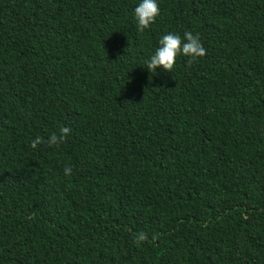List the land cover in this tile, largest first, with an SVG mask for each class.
<instances>
[{
	"label": "trees",
	"instance_id": "trees-1",
	"mask_svg": "<svg viewBox=\"0 0 264 264\" xmlns=\"http://www.w3.org/2000/svg\"><path fill=\"white\" fill-rule=\"evenodd\" d=\"M140 2L0 0V264H264V0Z\"/></svg>",
	"mask_w": 264,
	"mask_h": 264
},
{
	"label": "clouds",
	"instance_id": "clouds-1",
	"mask_svg": "<svg viewBox=\"0 0 264 264\" xmlns=\"http://www.w3.org/2000/svg\"><path fill=\"white\" fill-rule=\"evenodd\" d=\"M159 14L160 8L157 0H141L134 9L137 30L139 32H144L145 29H148L149 26L155 22ZM206 51L198 34L194 35L190 31L185 32L183 38L176 33L165 34L159 40V47L156 49L155 53L146 61L147 70L149 72H156L157 68H161L164 71L172 72L177 56L183 55L189 57L188 63L191 65L195 59L204 57ZM70 131L69 128L62 127L59 136L53 133L47 141L38 136L32 140L31 146L35 148L38 144L45 142L50 146L56 145L63 142ZM71 172V167L66 166L64 169L65 175L70 176ZM144 239H146L144 233H140L137 237V241H142Z\"/></svg>",
	"mask_w": 264,
	"mask_h": 264
}]
</instances>
